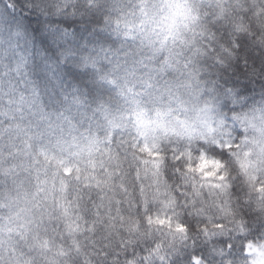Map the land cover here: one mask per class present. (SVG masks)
Segmentation results:
<instances>
[{
    "label": "clouds",
    "instance_id": "clouds-1",
    "mask_svg": "<svg viewBox=\"0 0 264 264\" xmlns=\"http://www.w3.org/2000/svg\"><path fill=\"white\" fill-rule=\"evenodd\" d=\"M29 2L34 13L103 16L118 38L79 57L104 99L48 107L26 77L24 31L0 28V90L42 133L88 121L106 136L119 125L133 147L160 154L126 264H264V0ZM169 146L184 149L175 167Z\"/></svg>",
    "mask_w": 264,
    "mask_h": 264
},
{
    "label": "trees",
    "instance_id": "trees-1",
    "mask_svg": "<svg viewBox=\"0 0 264 264\" xmlns=\"http://www.w3.org/2000/svg\"><path fill=\"white\" fill-rule=\"evenodd\" d=\"M33 8L29 0H0V28L24 31L26 77L42 103L104 99L93 70L79 63L83 51L118 40L104 17ZM145 146L133 147L119 125L105 136L98 122L42 133L0 90V264H126L137 251L129 229L162 167Z\"/></svg>",
    "mask_w": 264,
    "mask_h": 264
},
{
    "label": "snow or ice",
    "instance_id": "snow-or-ice-1",
    "mask_svg": "<svg viewBox=\"0 0 264 264\" xmlns=\"http://www.w3.org/2000/svg\"><path fill=\"white\" fill-rule=\"evenodd\" d=\"M9 95L11 96V97H13L14 95H15V93L14 92H12V91H9ZM227 127V126H226ZM146 146H143L142 148H141V150H144V148H145ZM147 147H149V146H147ZM150 148V147H149ZM184 149H182V148H178L177 146H169L168 148H167V152H168V156H169V163H172V162H175L174 164H173V167H175L176 165H178V164H180L181 163V161H177V157L180 155V152L181 151H183ZM183 159V158H182ZM184 162H186V161H184Z\"/></svg>",
    "mask_w": 264,
    "mask_h": 264
}]
</instances>
